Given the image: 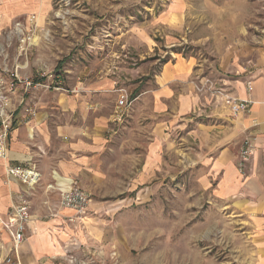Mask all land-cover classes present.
<instances>
[{
    "label": "rangeland",
    "instance_id": "obj_1",
    "mask_svg": "<svg viewBox=\"0 0 264 264\" xmlns=\"http://www.w3.org/2000/svg\"><path fill=\"white\" fill-rule=\"evenodd\" d=\"M174 3L180 8L175 15L170 11ZM238 6L248 19L262 9L257 0H52L46 22L35 15L36 27L30 30L32 22L22 20L34 33V45L26 52L20 51L12 24L2 40L0 66H16L32 80L44 81L41 75L52 73L64 81L67 65L84 67L86 82L94 72L106 81L115 79L106 90L109 110L116 90L124 88L132 97L142 82L154 87L153 75L169 53H191L189 39L196 29L220 27L221 13ZM174 21L180 24L173 26ZM72 77L75 82L76 74ZM159 120L150 109L107 133L79 183L91 199L88 211L81 218L74 211L69 216L76 221L77 238L70 248L62 242L50 264L244 263L249 256L244 222L195 182L205 171L195 164L199 148L190 127L157 131ZM0 240L8 243L5 235ZM20 259L13 256L11 264H22Z\"/></svg>",
    "mask_w": 264,
    "mask_h": 264
},
{
    "label": "crops",
    "instance_id": "obj_2",
    "mask_svg": "<svg viewBox=\"0 0 264 264\" xmlns=\"http://www.w3.org/2000/svg\"><path fill=\"white\" fill-rule=\"evenodd\" d=\"M230 7L221 13L220 27L214 23L203 30L196 29L189 39L194 49L191 53H169L153 75L154 87L141 81L140 93L132 96V106L122 117L116 99L111 100L109 110L105 107L110 94L106 90L117 80L106 81L105 76L94 72L92 81L86 82L82 76L85 68L79 65L63 66L66 79L63 81L61 76L63 85L68 90L76 88L75 92L41 88L29 92L25 103L17 107L6 157H0V219H6L11 205L22 200L28 202L31 213L17 254L20 263L50 264V257L61 252L62 242L68 241L70 248L74 244L70 240L77 238L76 221L69 219L73 210L58 206V192L47 186L65 178L81 187L86 164L100 150L107 133H116L128 117L148 114L151 109L161 117L157 131L190 127L199 148L195 164L199 162L205 171L196 177V184L210 191L215 199L225 201L244 222L249 256L243 264H264V24L258 7L249 19L241 7ZM179 9L174 3L170 11L175 15ZM51 10L52 0H0V56L4 52L2 40L13 23H27L31 15L46 22ZM175 22L173 26L180 24ZM73 74L77 76L75 82H71ZM200 79H211L233 96L249 100L248 109L232 114L219 97L196 91ZM135 101L139 106L135 104L137 108L133 110ZM30 109L35 111L33 116ZM245 139L252 145V156L242 173L238 161ZM32 162L40 173L32 190L5 174L6 165ZM48 208L55 211V217L48 219ZM66 216L68 221L63 219ZM4 231L0 223V233H4L0 239L5 235L8 242L0 240L5 258L11 241Z\"/></svg>",
    "mask_w": 264,
    "mask_h": 264
},
{
    "label": "built area",
    "instance_id": "obj_3",
    "mask_svg": "<svg viewBox=\"0 0 264 264\" xmlns=\"http://www.w3.org/2000/svg\"><path fill=\"white\" fill-rule=\"evenodd\" d=\"M262 8L259 13L260 19L264 24V0H257ZM32 30L36 27L35 15L29 17ZM33 24V25H32ZM14 34L19 37L20 51L26 52L29 46L34 45V38L31 31L25 29V23L17 21L13 28ZM41 77H45L44 81L39 79L32 80L27 76H22L18 67H1L0 68V157H6L8 135L15 124L17 107L25 103L26 94H29L35 88L55 91H72L76 88L68 90L63 87V83L59 74L43 73ZM247 87L250 89V81L247 82ZM197 92H207L213 97H219L225 107L232 114L244 112L248 109L249 100L240 99L229 93L224 86L218 85L211 79H200L195 86ZM21 89V92H19ZM116 108L119 116L122 117L128 113L132 106L134 98L124 88L116 90ZM29 114L33 116L34 110H28ZM252 156V145L248 139H245L241 150L239 152L238 166L243 173L244 164L248 162ZM5 174L8 178H13L24 183L30 190L38 183L40 173L36 167V163H28L27 165H6ZM68 179L59 178L47 186L48 189L55 190L59 194V202L61 207H66L74 211L77 217H84L89 208L91 201L89 194L81 189L75 182L67 181ZM49 216L55 217V211L49 209ZM31 213L29 204L26 200L11 205L10 212L7 218L0 219L2 228L10 237L11 246L8 254L5 256L1 264H11L13 256L17 258L19 247L25 240L26 224L30 220Z\"/></svg>",
    "mask_w": 264,
    "mask_h": 264
}]
</instances>
